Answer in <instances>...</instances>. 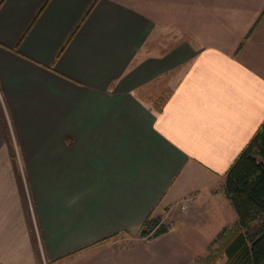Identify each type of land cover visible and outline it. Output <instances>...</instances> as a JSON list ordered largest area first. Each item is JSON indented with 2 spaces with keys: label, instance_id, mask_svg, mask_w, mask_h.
Segmentation results:
<instances>
[{
  "label": "crops",
  "instance_id": "0c3cea01",
  "mask_svg": "<svg viewBox=\"0 0 264 264\" xmlns=\"http://www.w3.org/2000/svg\"><path fill=\"white\" fill-rule=\"evenodd\" d=\"M262 121L264 0H0V264L85 258L191 200L236 218L221 185Z\"/></svg>",
  "mask_w": 264,
  "mask_h": 264
},
{
  "label": "rangeland",
  "instance_id": "374dc122",
  "mask_svg": "<svg viewBox=\"0 0 264 264\" xmlns=\"http://www.w3.org/2000/svg\"><path fill=\"white\" fill-rule=\"evenodd\" d=\"M6 135L14 146V153L17 152L9 123ZM16 159L15 169L21 175V164ZM214 206L215 203L210 209ZM208 209L207 201L193 203L191 200L184 206L179 220L170 219L161 223L167 227L165 235L152 237L151 232L147 237H120L117 242L108 241L101 245L85 258H66L43 264H224L226 257L220 252L222 240L219 232L222 229L234 230L236 218L227 214L223 219L217 213L218 218L211 221Z\"/></svg>",
  "mask_w": 264,
  "mask_h": 264
},
{
  "label": "trees",
  "instance_id": "16d2710c",
  "mask_svg": "<svg viewBox=\"0 0 264 264\" xmlns=\"http://www.w3.org/2000/svg\"><path fill=\"white\" fill-rule=\"evenodd\" d=\"M223 191L236 214L234 230L219 232L224 264H264V121L224 174ZM167 232L159 218H148L140 237Z\"/></svg>",
  "mask_w": 264,
  "mask_h": 264
}]
</instances>
